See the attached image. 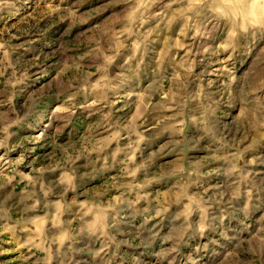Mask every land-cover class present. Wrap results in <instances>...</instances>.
<instances>
[{
  "label": "rangeland",
  "instance_id": "374dc122",
  "mask_svg": "<svg viewBox=\"0 0 264 264\" xmlns=\"http://www.w3.org/2000/svg\"><path fill=\"white\" fill-rule=\"evenodd\" d=\"M0 205L59 264H264V0H0Z\"/></svg>",
  "mask_w": 264,
  "mask_h": 264
},
{
  "label": "crops",
  "instance_id": "0c3cea01",
  "mask_svg": "<svg viewBox=\"0 0 264 264\" xmlns=\"http://www.w3.org/2000/svg\"><path fill=\"white\" fill-rule=\"evenodd\" d=\"M152 170L160 174L161 164ZM126 171L127 167H120V173ZM25 211L24 206L18 211L17 207L0 205V264H59L62 253L69 249L66 242L72 237L71 227L65 231L61 226H50L42 210L39 214L27 212L26 217L23 215ZM95 222L93 219L92 224ZM81 232L73 237L81 235ZM82 233L86 235L88 230Z\"/></svg>",
  "mask_w": 264,
  "mask_h": 264
}]
</instances>
